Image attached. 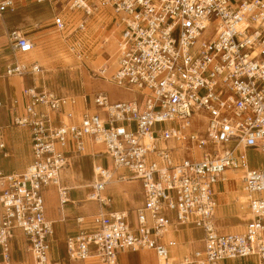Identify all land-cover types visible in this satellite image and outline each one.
Listing matches in <instances>:
<instances>
[{
  "label": "built area",
  "instance_id": "2783aa9c",
  "mask_svg": "<svg viewBox=\"0 0 264 264\" xmlns=\"http://www.w3.org/2000/svg\"><path fill=\"white\" fill-rule=\"evenodd\" d=\"M26 2L51 6V24L64 40L109 12L119 30L109 81L134 98L111 101L101 92L83 97L80 110L74 97L50 92L43 81L38 86L42 67L20 58L33 41L19 30L7 33L13 62L4 76L30 80L13 124L30 131L32 160L21 173L0 172L2 263L13 264L19 233L33 264H59L50 260L53 226L43 191L55 187L67 204L61 172L70 157L95 145L115 171L138 181L141 206L133 219L122 212L77 218L81 228L65 240L69 261L119 264L121 253L146 249L157 264L252 256L264 264V168H249L247 160L251 149L264 154V0H0V14ZM228 171L240 175L248 196L243 233L214 228L217 185ZM93 175L88 200L106 206L110 171L97 166ZM173 225L203 233L202 249L179 263L172 259L175 241L165 238Z\"/></svg>",
  "mask_w": 264,
  "mask_h": 264
},
{
  "label": "rangeland",
  "instance_id": "374dc122",
  "mask_svg": "<svg viewBox=\"0 0 264 264\" xmlns=\"http://www.w3.org/2000/svg\"><path fill=\"white\" fill-rule=\"evenodd\" d=\"M103 13L105 14H99V17H95L94 19H92V21L88 22L87 28L84 33L72 35L68 40H64L65 36H60V34L56 33L51 24V20L54 14L53 8H51V6L49 5L40 6L35 3L26 2L22 5L17 6L16 10L13 13L0 14V50H3L5 52L4 56H7V54H9L8 51L10 49L9 42L7 40V33L10 30H19L20 32H22V34L27 35L34 43L33 52L38 53L39 58L37 59L36 63H38V65H40L43 69V73L38 76V78H36L40 79L38 86L41 87L43 81L44 87L50 92L59 96L74 97L78 103V108L80 110H84L85 108L83 105V97H86L88 99L93 95L101 92H104L111 101H125L133 99L132 93H129L124 89L117 88L107 81L116 64V45L119 38V32L114 27L115 24L110 13L107 11ZM212 30V27L209 28L206 34L211 33ZM107 48L109 49V51H111V56H109ZM20 58L25 61L27 55H22ZM10 59L11 56H7L6 58H4L3 62L7 61L6 63H9ZM101 71H106V73L102 75ZM3 72L4 70L1 69V90H4L3 81H5L6 83L8 81L9 86L15 92L12 95L13 101H19V81L22 80L18 77H5L3 76ZM8 83L7 88L9 89ZM23 84H30V80L24 79ZM8 104L9 108L12 107L11 100L9 99ZM3 111H5V109ZM4 124L8 125L9 123H7L6 121ZM19 138L21 141L23 140V136H20ZM91 151L92 150L86 151L80 156L77 155V157H74L70 161V165L66 169L70 170V168L72 167L73 173L71 174V178H73V181L69 180V177L62 180L64 186L67 189L68 187H77L80 184L85 186L84 189L74 188L70 190H73L71 192V200L79 201V203L77 204L70 205L75 210L76 208L85 205L83 200L87 196V189L92 181V165L97 157H94L93 159V157H91L90 155L93 153ZM249 155L252 164H264V155L258 154L254 151H251ZM27 160H21L20 163L22 169L25 168L28 162ZM19 165L17 166L19 167ZM7 167V162L3 161L2 168L6 169ZM21 168L20 170H22ZM230 174L231 173H229V176H231ZM231 182L233 184V188L228 189L223 195L219 196L222 201L228 202L229 199L232 198L231 195L234 194H241L243 196H246V194L242 190L240 177H237ZM121 184L126 187H124V190H126L128 194L129 201L127 205H122L120 207H124L122 211L130 212V217L134 215L136 209L141 206L139 187L131 179ZM121 204L123 203L122 199L120 198L115 206H119ZM232 205L233 204H230V207H232ZM90 207L91 205H89L88 207L84 206V210H90ZM48 211V215H51L50 218L51 220L53 218V221H56L58 219L59 213H61V210H58L57 214H55L53 209L49 207ZM233 217L234 216L232 212H230V214L226 213L225 215L219 216L216 210L213 222L216 232L220 234L226 232L243 233L245 229V221L250 218L248 209L247 213L243 215V219H233ZM85 221H89V219H85ZM68 227L69 226L65 228V231L71 230ZM174 227L175 226L173 225V228ZM188 228L194 229V227L192 226L177 227L181 235L177 243L178 246L181 247L180 250H182V252L174 255L173 258L176 263L181 262L184 257L191 255L193 251L201 247V242L198 240L202 236L200 237L199 234V236L193 237L192 235L189 238L186 235L185 231ZM189 231L190 234L194 233L193 231L191 232V230ZM57 235L59 236L57 237L58 241H62V230H60ZM57 239L56 237L54 238L55 241ZM26 248V246H22L21 252L16 249L14 250L12 254V261L14 262L13 264H31L30 254L26 251ZM60 248H63V245H61ZM174 250H177V248H173L172 252ZM142 251L145 252L146 249H139L129 252L140 253ZM147 252H150L151 256L153 257V264H156L153 253L151 251ZM61 255H63V252H61ZM133 261V257L130 255V262L133 263ZM79 264L88 263L86 261Z\"/></svg>",
  "mask_w": 264,
  "mask_h": 264
},
{
  "label": "crops",
  "instance_id": "0c3cea01",
  "mask_svg": "<svg viewBox=\"0 0 264 264\" xmlns=\"http://www.w3.org/2000/svg\"><path fill=\"white\" fill-rule=\"evenodd\" d=\"M38 5V4H37ZM44 4L40 5L43 6ZM4 51L0 50V70L3 69L5 70V68L10 65L13 62V58L11 55L10 50L8 51L9 54H7V56H11L10 62L6 63L7 61H4V58H6L7 56H4ZM3 76H4V72H3ZM9 78V77H8ZM22 81H19L20 83V100H16L13 101L12 99V95L13 93H15L13 91V89L9 86V89L7 88V83L5 81H3L4 83V90L2 91L0 88V103H1V107H0V130H1V139L5 145V149L3 151H0V172L2 174H13V173H21L23 172L26 167L29 165V163L32 160V150H31V137H30V131L27 128L24 127H16L13 124V119L22 113L23 110V105H22V99H21V91H22V85L24 87L25 84L24 83V79H21ZM2 82V81H1ZM8 99L11 100V106L9 108V104H8ZM5 109V111H3ZM5 112V113H4ZM7 121V123H9L8 125H5L4 123ZM20 136H23V140H20ZM101 149V150H100ZM92 150L91 152H93L91 155V157H97L96 160H94L93 165H92V173H93V169L97 168V166H101L105 169L108 170H113L114 173V178L113 180L108 183L107 187L105 188L104 192H103V196L106 197L109 202L106 204V206H102L96 202L93 201H89L88 200V195L91 192V184L94 181V175L92 174V181L91 184L88 186L87 189V196L86 198L83 200L84 204L81 207L76 208V210L70 206V205H74L79 203V201H74L71 200L72 199V195L70 191L71 189H84L85 186H83L82 184L78 185L77 187H68V189L64 186L63 183V179L69 177V180L73 181V178H71V174L73 173L72 167L69 169H66L69 167L70 165V161L77 156H72L69 159V163L68 165L65 167V169L61 172L60 175V184L62 187L67 189V197H68V203L65 205H61L59 203L58 200V195H57V190L55 187L50 186L44 189L43 191V198H44V203H45V217L48 221H50L52 223L53 226V237H52V244H51V252H50V260L52 263L58 262L59 264H79L82 262H71L67 259V255H66V250H65V240L68 237H73L75 236L79 229L81 228L80 225L77 224L76 219L79 217H83L84 219H89L91 216L96 215L98 213H112V212H124L129 216L128 211H122L124 209V207H120L122 205H127L129 198H128V194L126 192V190H124V187L121 183L126 182V181H117L116 179V175L118 173V179L119 177H123V178H127L126 180L131 179V176L121 170H117L115 171L110 164V160L104 156L102 153L104 152L102 147L100 146H95V145H89L87 151ZM254 151L258 154H261L255 150H249L247 151V160H248V166L249 168L252 169H259V168H264V164H252L251 160H250V152ZM82 155V154H81ZM264 155V154H262ZM80 156V155H78ZM25 159L27 160V164L25 166V168H21V160ZM3 161H6L8 164V167L6 169H3ZM17 163V164H16ZM20 163V165H19ZM15 164V166H14ZM19 165V167L17 166ZM23 165V164H22ZM110 166V168H109ZM20 168L22 170H20ZM20 170V171H19ZM65 171V172H64ZM64 172V173H63ZM229 173H231L229 176ZM63 175V177H62ZM224 181L220 182L217 185V213L219 216L225 215L226 213L230 214V212L233 213V219H243V215L247 213V209H248V203L247 205H239V199H243V197H246V200L248 202V197L243 196L241 194H234L231 195L232 198L229 199V203L226 201H222V199H220V195H223L228 189H232L233 188V184L231 181H233L234 179H236L237 177H239V175L234 174L232 172H225L224 174ZM132 180V179H131ZM134 183H136L139 187V191H140V185L138 183V181L133 180ZM71 182V181H70ZM126 188V187H125ZM239 197V198H238ZM122 199V203L119 206H115L116 203H118L119 199ZM141 198V197H140ZM56 200V202H55ZM82 201V202H83ZM57 203V205H56ZM230 204H233L232 207H230ZM89 205H91L90 210H84V206L88 207ZM48 207L53 209L54 213L57 214L58 210H61V213H59L58 215V219L55 221H53V218L51 220L50 216L48 215ZM215 210V211H216ZM249 211V210H248ZM67 212V213H66ZM73 215V216H71ZM249 216L250 218L247 219L245 221V227L248 224V221L251 219V215L249 212ZM134 215L130 216L129 219H133ZM54 222V223H53ZM60 224V225H59ZM69 226L68 228L71 230H66L65 228ZM73 228V229H72ZM62 230L63 233V240L62 241H58L57 237H59L57 235V233ZM194 233L190 234L189 230H185L186 231V235L190 238L192 235L193 237L199 236L200 237L198 241L201 242V247L196 249L197 250H201L202 249V239H203V233L201 230H198L196 228L192 229ZM245 230V229H244ZM192 232V231H191ZM227 233H234V232H226V233H221V234H227ZM56 235V236H55ZM195 235V236H194ZM56 237V241L54 240V238ZM181 235L179 233V230H175L173 234L169 235L167 238L169 239H173L174 241H177L180 239ZM193 239V238H192ZM63 245V248H60V246ZM24 246L22 245V239L19 233H16V241L13 242V251L12 254L14 252V250H18L21 252V247ZM178 243H177V250H174L172 252V259L174 260V255H177L178 253H181L182 250H180L181 247H179L178 249ZM179 251V252H178ZM61 252H63V255H61ZM152 252V251H151ZM194 252V251H193ZM192 252V253H193ZM153 253V252H152ZM130 255L133 257V263L130 262ZM154 255V253H153ZM12 256V255H11ZM150 252H140V253H130V252H123L119 255V264H153V257L151 256ZM12 258V257H11ZM31 258V256H30ZM154 259L156 262V257L154 255ZM12 263H14L12 261ZM88 264H97L96 261L90 260L87 261ZM0 264H3L1 259H0ZM31 264H33L32 258H31ZM157 264V263H156ZM220 264H261L260 261L257 259V257L252 256L246 259H238V260H228V261H223Z\"/></svg>",
  "mask_w": 264,
  "mask_h": 264
},
{
  "label": "bare ground",
  "instance_id": "6f19581e",
  "mask_svg": "<svg viewBox=\"0 0 264 264\" xmlns=\"http://www.w3.org/2000/svg\"><path fill=\"white\" fill-rule=\"evenodd\" d=\"M103 13V12H102ZM100 13V15H104L105 13ZM99 14L98 15H96L95 17H99L100 16ZM94 17V18H95ZM93 18V19H94ZM107 18V17H106ZM89 21H92V19H90ZM114 27L117 29V27L114 25ZM118 30V29H117ZM119 31V30H118ZM57 33V32H56ZM58 34H60V33H58ZM60 36H62L61 34H60ZM60 42H61V40H60ZM109 43H110V41H109ZM117 44H118V42H117ZM116 47H117V45H116ZM34 48V47H33ZM107 51H108V54H109V56H111V51H109V49L107 48ZM116 53H117V48H116ZM39 57H38V53H36V52H33V49H32V51L29 53V54H27V58H26V60L25 61H28V62H37V59H38ZM115 67H116V64H115ZM115 67H114V70H113V72L115 71ZM112 72V73H113ZM106 73V71H101V74L103 75V74H105ZM111 73V74H112ZM111 74L109 75V79L107 80L108 82H110L109 80H110V77H111ZM133 95V94H132ZM133 98H134V95H133ZM111 164V163H110ZM112 167V166H111ZM110 171V170H109ZM228 172H230V171H228ZM114 171L113 170H111L110 171V175H109V183L113 180V178H114ZM232 173H234V174H237V175H239L238 173H235V172H232ZM127 178H124V180H119L118 179V177H117V175H116V179L115 180H117V181H127L126 180ZM76 189V188H75ZM246 194V193H245ZM248 197V196H247ZM239 198V197H238ZM247 200H246V197L244 198L243 197V199H239V205H247ZM216 212V211H215ZM124 213V212H123ZM126 214V213H125ZM54 223V222H53ZM175 229H176V231L178 230L177 229V227H174L173 228V226H171L169 229H168V233L166 234V236H165V238H167L169 235H171V234H173L174 233V231H175ZM187 230H191V231H193L192 229H187ZM180 233V232H179ZM263 237H264V232H263ZM169 239V238H168ZM172 241H174L173 239H172ZM175 243H176V241H175ZM177 247V243H176V246L175 247H173V248H176ZM147 251H149V250H146L145 252H147ZM125 252H129V251H125ZM143 252V251H142ZM131 253V252H130ZM94 259V261H96V263L97 264H99V262L95 259V258H90L88 261H90V260H93ZM174 261V260H173ZM156 263H157V261H156Z\"/></svg>",
  "mask_w": 264,
  "mask_h": 264
}]
</instances>
